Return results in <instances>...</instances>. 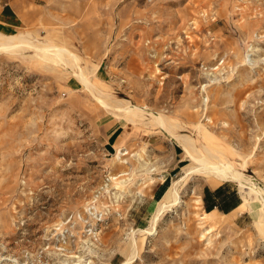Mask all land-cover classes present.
<instances>
[{
  "label": "rangeland",
  "instance_id": "obj_1",
  "mask_svg": "<svg viewBox=\"0 0 264 264\" xmlns=\"http://www.w3.org/2000/svg\"><path fill=\"white\" fill-rule=\"evenodd\" d=\"M20 34L81 63L0 52V264H264L257 195L154 118L264 190V0H0Z\"/></svg>",
  "mask_w": 264,
  "mask_h": 264
},
{
  "label": "bare ground",
  "instance_id": "obj_2",
  "mask_svg": "<svg viewBox=\"0 0 264 264\" xmlns=\"http://www.w3.org/2000/svg\"><path fill=\"white\" fill-rule=\"evenodd\" d=\"M25 46L26 48L27 47L38 48V46H41L43 52L40 51V53L37 56L45 59L56 60L57 61L56 63H58V60L61 62L66 60L67 61L66 63H68L69 61L66 59L67 56L71 58V61L73 63L71 61L70 62L74 64V67H78L79 62L81 63L79 56L72 53L71 50H68L65 47H58L59 45L58 46L52 45L50 43H40L39 41L34 42L33 40H31V34H20L18 36H11V37H5L0 35V52H12L14 50H19ZM82 71L79 70V72L77 73V78L86 88H88V90H93L92 83L88 80L89 78L88 79L86 78V75H84ZM126 109L127 108H125L124 110ZM135 110L136 109L133 108L124 112L125 114L129 115ZM154 118L156 120V123L161 127H163V130L169 136H171L177 142L182 141L184 143L187 153L189 154L188 156H190L189 158L193 162L192 165L193 167L191 168L188 175L191 173H204L206 175L213 176L216 179V181L237 182L242 188L249 189L251 193L254 192L257 195V201L264 208V190L258 187H253L249 179H247L242 173L232 169V164L229 161H227V159L222 160L223 158L221 159L215 153V151L217 150L214 151L204 146L205 153L202 154L201 152L198 151L192 139H189L188 137H179L175 135L173 133V126L169 125L167 119L164 116L155 115ZM164 200L166 201V204L164 206H161V208L159 207L160 209L157 210V214L155 216L152 229L147 232L150 236H153L157 233L156 224L160 219L161 215L167 210V208L168 207L170 208L171 206L176 205L177 203L180 202L179 192L178 189L175 187V185L167 193ZM253 208L254 207H252V209ZM262 216H263L262 218L264 219V213ZM137 255H138L137 241L134 242L132 240L131 254L126 264H131L132 262H134L137 258Z\"/></svg>",
  "mask_w": 264,
  "mask_h": 264
}]
</instances>
